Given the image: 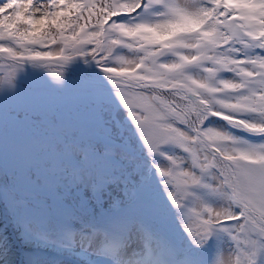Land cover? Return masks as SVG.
<instances>
[{
    "label": "snow or ice",
    "instance_id": "1",
    "mask_svg": "<svg viewBox=\"0 0 264 264\" xmlns=\"http://www.w3.org/2000/svg\"><path fill=\"white\" fill-rule=\"evenodd\" d=\"M124 16L128 19H119ZM77 57L86 64L90 59L107 77L105 83L98 75H80L105 94L107 102L96 114L106 139L57 148L67 153L74 182L91 196L77 194L74 207L66 206L69 199L64 204L29 199L15 191L14 176H4L0 201L6 202L20 244L50 248L52 264L65 258L82 264H165V252L142 219L121 212L119 199L104 207L109 186L127 183L117 159L125 158L127 142L114 134L122 107L148 153L174 144L189 154L188 167L178 156H168L167 167L153 165L167 178L165 185H175L168 192L173 204H179L178 193L200 183L195 168L213 170L239 208L205 205L206 215L194 209L195 219L183 225L193 243L203 246L222 221L242 220L227 264H264V0H0V100L19 94L32 76L63 89L72 78H65L64 69ZM26 64L45 71L22 72ZM90 155L111 168L88 172ZM27 176L41 185L38 172ZM145 177L151 178L150 169ZM35 209L43 211L37 215ZM100 232L104 239L97 244ZM37 261L34 251L17 256L0 230V264ZM218 264H226L223 257Z\"/></svg>",
    "mask_w": 264,
    "mask_h": 264
},
{
    "label": "rangeland",
    "instance_id": "2",
    "mask_svg": "<svg viewBox=\"0 0 264 264\" xmlns=\"http://www.w3.org/2000/svg\"><path fill=\"white\" fill-rule=\"evenodd\" d=\"M117 51L125 50L117 49ZM71 64L86 66V69L92 72L98 71L90 59L86 64L84 58L77 57ZM2 70L4 69H0V71ZM22 72L24 71L22 70ZM80 75L65 74L66 79L72 78L63 89L55 88L41 76H32L21 84L19 94L0 100V165H7L9 171L16 177L18 184L22 185L19 192L27 185L33 187L26 192L31 199L47 200L45 193L50 192L54 198L48 196L49 199H56L60 204H64L69 199L68 202L71 205L66 206L74 207L78 206L74 199L77 194H82L85 197L91 196L85 186H77V183L74 182L75 175H68L63 170V167L68 163L67 153L61 152L57 148L58 145H65L69 141L87 145L98 139H106L104 128L96 114L97 107L107 102L105 94L102 89L91 83H86ZM104 82L107 83V80ZM107 86L111 88L110 83ZM115 119L120 122L119 127H114L117 140L126 141L129 151L145 154L148 159L152 157L153 160L151 159L149 166L151 178L145 177L148 171L137 168L138 162H120L123 163L122 174L127 178V183L109 186L104 197V207L108 208L115 199H119L121 203L128 202L133 195L138 193V201L128 202L123 207L128 208L131 204L133 208L128 213L138 216L145 222L147 230L154 237L153 243L158 244L159 248L165 252V264H207L208 262L218 264L221 257L227 264L232 259L234 252L230 238H232V234L237 233L238 225L242 223V220H226L214 225L211 237L196 253H192L189 246L194 237L190 236L184 228L180 229L178 234L180 237L176 240L163 239L162 233L165 234V232L162 230V226L173 229L178 225L168 223L163 209L161 210L158 204L164 203L161 199L165 202H172L168 198V192L176 189L173 184L165 185L163 183L167 178L162 176L153 165L167 167L170 165L167 157L178 156L185 158L183 166L188 167L191 163L190 156L174 144L161 146L160 153L165 155L150 154L139 138V133L135 131V126L127 117L126 110L121 107L115 114ZM240 134L245 135L244 133ZM87 161L94 162V173L111 168L110 162L100 161L94 155H90ZM29 170L42 171L47 175L46 181L41 182L39 186L36 185L27 176ZM68 170L71 168L69 167ZM192 170L199 175L200 183L188 186L186 194L179 195L181 197L179 204L173 208V216L180 217L185 215L184 212H188L189 218L185 217L184 221L192 222L195 219L194 209L201 212L202 215H206L205 205L218 210L231 208L234 212L239 211V208L232 204L227 188L220 186L219 181L214 178L213 170L201 171L195 168ZM42 172L38 173L43 174ZM149 185H151L150 188ZM160 192L165 193L161 195ZM186 195L189 199L192 197V203L189 206H187V201H181ZM202 197L205 198L204 201L201 200ZM90 203L94 204V201L90 200ZM148 206L157 207V209L156 211L153 208L148 209ZM40 211L41 209L34 210L37 215ZM162 218H165L167 223L161 224L159 219L162 220ZM151 219L157 220L155 225L148 222ZM76 238L79 239L78 236ZM56 239L58 243L62 242V238ZM95 239L97 244L102 242L104 239L102 232L98 233ZM214 245L217 246L218 252L216 259L212 261L210 253ZM180 251L182 253L176 256ZM43 264L52 263L44 261ZM63 264L69 263L63 261Z\"/></svg>",
    "mask_w": 264,
    "mask_h": 264
},
{
    "label": "trees",
    "instance_id": "3",
    "mask_svg": "<svg viewBox=\"0 0 264 264\" xmlns=\"http://www.w3.org/2000/svg\"><path fill=\"white\" fill-rule=\"evenodd\" d=\"M98 69H99V68H98ZM99 70H100V69H99ZM23 71H24V72H35L34 70L32 71V70H29V69H26V68H24ZM66 71H67V70H64V72H66ZM66 74H67V73H66ZM128 155L134 156L135 159H132V160L127 159L126 157H127ZM117 159L120 160V161H122V162L133 161L134 163H137V162L139 163L140 161H143V162H144V166L141 167L140 169H146L147 166H148V162H149V159H147L146 156H145L144 154H139V153H135V152H129L128 150H127V153H126V156H125L124 159H120V156H119V155L117 156ZM3 177H4V176H2V174H1V172H0V180H2ZM170 218H171V217H170ZM173 220H175V219L173 218V219L171 220L173 223H178V221H173ZM186 224H187V222H186ZM13 247H14V251H15V245H14V243H13ZM234 251H235V249H234Z\"/></svg>",
    "mask_w": 264,
    "mask_h": 264
},
{
    "label": "water",
    "instance_id": "4",
    "mask_svg": "<svg viewBox=\"0 0 264 264\" xmlns=\"http://www.w3.org/2000/svg\"><path fill=\"white\" fill-rule=\"evenodd\" d=\"M39 69H41L40 67H38ZM80 71H82V70H80Z\"/></svg>",
    "mask_w": 264,
    "mask_h": 264
}]
</instances>
